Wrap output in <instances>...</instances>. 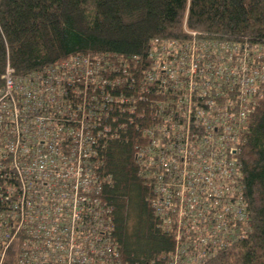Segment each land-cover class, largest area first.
Instances as JSON below:
<instances>
[{"label": "built area", "instance_id": "1", "mask_svg": "<svg viewBox=\"0 0 264 264\" xmlns=\"http://www.w3.org/2000/svg\"><path fill=\"white\" fill-rule=\"evenodd\" d=\"M153 45L141 78L123 65L104 68L110 76L100 83L113 87L129 77L141 86L136 111L128 110L144 119L146 106L152 120L135 157L157 227L174 242L169 252L132 264H202L250 231L238 155L245 117L264 88V67L249 56L263 60L264 48L201 41L195 33ZM96 65L76 55L42 74L18 77L8 67L2 76L0 264H129L110 241L112 210L87 166L92 121L102 110L88 96L99 86ZM123 98L109 101L123 105Z\"/></svg>", "mask_w": 264, "mask_h": 264}, {"label": "trees", "instance_id": "2", "mask_svg": "<svg viewBox=\"0 0 264 264\" xmlns=\"http://www.w3.org/2000/svg\"><path fill=\"white\" fill-rule=\"evenodd\" d=\"M189 33L201 41L264 48V0H0V88L8 67L14 76L26 77L76 55L92 57L97 64L99 86L94 84L95 93L88 96L102 110L95 111L92 121V158L86 165L100 181V199L112 210L110 241L129 264L153 260L174 242L157 227L150 189L135 157L140 132L152 120L146 106L141 107L144 119L128 110L136 111L133 102L141 86L121 75L124 84L120 80L101 89L110 76L103 69L127 65L139 79L152 60L153 44L184 42ZM249 58L250 64L264 67V59ZM120 96L123 105L109 101ZM258 101L245 117L238 155L249 234L202 264H264V88ZM67 121L58 119L72 127Z\"/></svg>", "mask_w": 264, "mask_h": 264}, {"label": "bare ground", "instance_id": "3", "mask_svg": "<svg viewBox=\"0 0 264 264\" xmlns=\"http://www.w3.org/2000/svg\"><path fill=\"white\" fill-rule=\"evenodd\" d=\"M82 57L85 58V59H88L86 56H83V55H82Z\"/></svg>", "mask_w": 264, "mask_h": 264}]
</instances>
